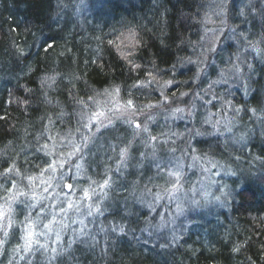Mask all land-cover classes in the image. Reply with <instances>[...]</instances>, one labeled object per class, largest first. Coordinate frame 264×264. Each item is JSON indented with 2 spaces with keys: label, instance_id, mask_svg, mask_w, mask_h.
I'll return each instance as SVG.
<instances>
[{
  "label": "clouds",
  "instance_id": "9594fccd",
  "mask_svg": "<svg viewBox=\"0 0 264 264\" xmlns=\"http://www.w3.org/2000/svg\"><path fill=\"white\" fill-rule=\"evenodd\" d=\"M0 264H264V0H0Z\"/></svg>",
  "mask_w": 264,
  "mask_h": 264
}]
</instances>
